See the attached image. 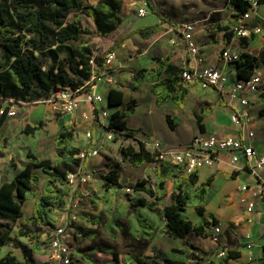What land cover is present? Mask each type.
Wrapping results in <instances>:
<instances>
[{
  "label": "trees",
  "instance_id": "obj_1",
  "mask_svg": "<svg viewBox=\"0 0 264 264\" xmlns=\"http://www.w3.org/2000/svg\"><path fill=\"white\" fill-rule=\"evenodd\" d=\"M147 3L154 9L153 0H147ZM225 3L227 8L235 11L233 15L237 19L252 8L249 0H226ZM258 3L264 4V0H258ZM70 11L89 16L94 21L97 36L102 37H108L126 18L121 0H98L96 3L93 0H0V33L7 36L0 41V49H4L11 59L7 69L0 71L1 96L17 100H26L31 97L42 100L63 87L78 88L92 77L95 70L102 72L109 53L120 48L133 33L146 32L149 35L159 28L158 24L137 28L116 40L103 55L94 54L88 41H84L77 47H67L66 64H64L59 62L58 51L52 48L53 44L58 43L61 46L70 41H79L87 34L91 35L90 31L83 26L82 14H75L71 20H67V13ZM156 14L166 21L169 20L161 13ZM7 22L9 24L6 25ZM231 22L223 23L220 18H214L211 23L215 32L224 34L223 41L226 45L231 44L235 37ZM49 24L55 25L58 29L52 33ZM255 38L254 35L253 39ZM246 39L247 37H243L244 43ZM214 42L218 41L214 40ZM47 48L53 58V64L45 70L36 52H43ZM154 58L157 60L155 67L141 68L133 75V89L137 90L144 81L151 82L158 106L173 100L183 107L188 89L182 83L181 73L185 68L189 70L191 68L170 62L171 53ZM258 65L259 58L256 55L249 51H242L240 59L235 63L238 78H250ZM125 96L122 89L110 88L109 106L126 104L123 110L118 109L111 114L107 128L118 136H133V133L129 131L128 118L136 111L137 99L131 98L125 102ZM219 96L222 99L221 93ZM262 97L264 98V93ZM206 112L207 109H203L197 114L202 128L201 122ZM7 117L8 109L6 108L0 113V133ZM166 118L170 128L175 129L179 119L173 118L169 113ZM37 128L39 126L28 127L26 132L32 133ZM74 141V125L64 124L55 140L57 156L54 160L42 159L29 153L27 165L11 181H4L0 174V264H19L13 251L1 255V248L8 244L22 250L24 264H39L34 254L39 250L40 243L32 248L18 237L29 236L30 239H38L45 231L43 228L54 227L57 224L56 212L68 205L71 194L68 187V174L80 167L85 169L88 160L79 156L81 148L75 145ZM137 142V147L132 144L120 145L119 152L133 166L155 163L154 187L148 183L147 179L138 180L134 185L137 195L127 197L128 201L123 203L128 207L129 215L127 213L125 217H122L115 213L111 222L108 223V228L117 229L126 239H129L127 257H122V252L115 246L99 243L92 247L93 252L105 254L110 259L100 261L97 257H93L92 264H149L143 259V255L150 248L159 231L170 237L183 238L186 245L196 250L199 247L187 238L188 233L194 230L198 235H207L205 226H193L188 207L194 206L199 214L204 213L206 196L213 178L208 177L206 181L199 183L201 168H194L191 172H187L180 165L161 160L157 152L150 151L146 147L144 141L137 140ZM1 148L4 149V145H1ZM118 166L116 163L115 167L104 175V188L123 187ZM38 170L47 176L40 194L37 193L36 187L43 179ZM169 180L174 183L172 202L165 205ZM141 192L152 199L140 196ZM28 199H35L33 212L22 221L17 236H12L11 223L17 222L23 216V205ZM161 205L163 208L160 207ZM85 220L96 225L101 222L99 217H85ZM27 223L39 229L33 230L26 226ZM214 223H216L215 220ZM78 229V232L83 233L85 237L94 238L98 235L97 231L84 232L80 227ZM174 251L182 252L177 248ZM153 252L154 264H187L184 260L167 257L160 249H153ZM239 256L240 251L227 249L225 256L208 264H228L230 259ZM190 258L199 259L195 253H192Z\"/></svg>",
  "mask_w": 264,
  "mask_h": 264
},
{
  "label": "rangeland",
  "instance_id": "obj_2",
  "mask_svg": "<svg viewBox=\"0 0 264 264\" xmlns=\"http://www.w3.org/2000/svg\"><path fill=\"white\" fill-rule=\"evenodd\" d=\"M95 3L98 0H93ZM124 6V13L126 18L122 24L112 32L108 37L97 36L96 26L94 21L87 15L70 11L67 13V20H71L75 14H82V23L86 27L91 35L87 34L79 41H70L59 46L58 43L53 44L52 48L58 51L59 62H64L67 56V47H77L84 41L89 42V46L93 48L94 54L103 55L113 43L120 39L123 35L130 33L131 31L146 26L158 24L159 28L156 32L147 35L146 32L133 33L124 44L116 50L117 59L114 61V67H117L118 73H126V78L122 82H118L119 85L125 86L127 101L131 98H136L139 105L136 114L130 117V123L137 127V131L142 132L148 138H154L155 136H164L166 134H172L177 136V143L170 148H183L187 144V139L193 134L194 126L190 122H183L182 126L178 130H171L168 126L166 114L171 112L170 108L160 107L156 104V95L152 91V85L146 86V91H142L139 87L137 90L133 89L132 73H136L139 69L144 67H155L157 60L154 58L158 55H166L171 53L170 62L174 61L179 65H184L185 55L178 47L177 36L174 31V25L186 21H197L198 31L196 37L201 44L206 42L214 43L218 37L219 32H215L211 26L214 18H220L223 23H230L234 15L226 7V0H153L154 9H152L147 0H121ZM146 7L148 13L141 17L138 9ZM156 13H161L169 20L166 21L160 18ZM214 17V18H213ZM9 22L6 23V25ZM4 25V24H3ZM3 25H1L3 27ZM49 27L53 31L58 28L49 24ZM7 36L0 33V41ZM176 39L175 42L173 40ZM179 42V40H178ZM220 50V49H219ZM222 50V49H221ZM220 51H218V54ZM39 60L42 62L44 69L48 70L53 64V58L48 52V48L43 52H36ZM213 54L212 46L207 47V56L211 58ZM10 58L4 51L0 49V71L7 69ZM183 85L189 90L195 89L197 86L193 82L182 81ZM143 84V83H142ZM141 84V85H142ZM198 88V87H197ZM103 95H106L107 91H101ZM139 92V94H138ZM198 94L201 93L198 88ZM40 99L31 97L26 100H0V113L4 107L9 110H14L16 114L10 117H21L24 121V112L26 109L33 108L38 105H44L37 103ZM105 103V102H103ZM195 104V102H194ZM191 103L187 105L186 111L190 109ZM201 103L196 104L195 110H200ZM125 108V106H123ZM184 114H182V117ZM74 121V120H73ZM74 125L75 145H78L82 150H86L89 144H87L86 131L87 129L83 124L77 127L76 123L70 122ZM47 125V123H44ZM32 126H24V123L19 125L11 124L7 125L3 129V133L0 135V174L2 179L8 180L12 178L13 173L19 172L26 165L27 153L33 152L40 158L55 159L57 156V148L54 137L50 136L48 130H40L39 134L35 131L32 133L26 132V129ZM152 127V131H150ZM107 131L103 130L101 135L99 133L95 138L98 139V144L103 143V147L100 149L99 155L89 158L87 160V167L89 166L92 171V178L90 182L83 188L85 192L88 191V196L81 195L77 197V205L73 207L67 214L65 208L56 212L58 219L57 224L65 223L68 218L70 222L68 230L71 234V240L74 246V261L73 264H92L91 258L97 257L100 261H107L109 256L93 252L92 247L105 243L115 246L122 252V257H127L129 239H126L122 233L117 229L108 228V223L111 222L115 213L125 217L129 209L123 203H126L127 197H135L137 194L134 191V185L138 180L147 179L148 183L153 185L155 182V163H146L141 166H133L128 159H125L123 154L119 152V146H128L130 144L138 146V142L129 135H116L114 140H108ZM150 141V139H149ZM38 142L39 150L34 151L33 143ZM4 145V149L1 148ZM118 163L119 177L123 187L104 188L106 175L111 169H113ZM42 176L43 181L36 187L37 193L40 194L46 174L41 170H38ZM130 186L133 192L127 193L124 188ZM140 196L146 197L151 200L152 198L144 192L140 193ZM168 204H171V198L168 200ZM122 204V206H120ZM35 206V199H28L23 205V216L15 223H11L13 230L11 235L17 236V233L21 229L22 221L32 214ZM118 206L120 208L118 209ZM75 215L76 219H72ZM129 215V213H128ZM85 217L100 218L101 222L96 225L89 223L85 220ZM1 221V220H0ZM72 221V224H71ZM56 224V225H57ZM27 227L38 230L39 227L26 224ZM55 227V226H54ZM54 227H45V231L37 239H30L29 236H19L18 238L24 243H27L30 247H34L35 244L40 243L39 250L34 254L37 263L44 264H56L53 262L50 252L49 238ZM80 227L84 232L97 231L96 237H85L83 233L78 232ZM9 251H13L19 261V264H24L25 259L23 257L22 250L14 247L12 244L4 245L1 248V255H6ZM149 264H154V252L148 248L144 255Z\"/></svg>",
  "mask_w": 264,
  "mask_h": 264
},
{
  "label": "crops",
  "instance_id": "obj_3",
  "mask_svg": "<svg viewBox=\"0 0 264 264\" xmlns=\"http://www.w3.org/2000/svg\"><path fill=\"white\" fill-rule=\"evenodd\" d=\"M227 9L231 14H234V10ZM241 23L248 26L260 25L262 27V33L256 34L255 39H253L254 35L247 37L245 43L243 38L234 37L231 44L226 45L223 41L224 34L221 32H219L220 37L216 39L218 42H206L201 44L198 41L203 48V61L201 63L188 53L185 43L179 37H176L177 43L175 42V44H177L178 47H181L180 50L185 55V61L184 65H179L174 61H172V63L182 67H190L192 70H200L209 65H214L228 74L231 84L238 79L235 64L225 62L218 54V51H220L219 53L221 54V49L228 47L236 49L240 53L242 51H249L256 55L259 58V65L256 67L255 73L262 76V85L259 93H251L248 95L250 104L244 109V119L246 120L248 127L255 132L253 144L257 152L259 154H264V98L262 97V93H264V4H260L255 12H251L247 18H243ZM174 40L176 41V39ZM210 45L212 46L213 54L211 58H208L207 47ZM120 66L122 65H116V70L114 71H117V67ZM111 74L112 81L104 83L99 87L101 91H107L104 96L106 100L108 99L111 87L122 89L126 95L125 86H121L118 83L126 78V73L112 72ZM133 75L134 73H132V80ZM148 84L152 85L151 82H143L140 86L142 91H146V86ZM196 86L200 89L201 93L198 94L197 87L193 90L188 89V94L184 100L183 107H180L173 100L162 105L165 108L172 109L169 110L171 112L168 113L171 114L173 118L179 119V123L175 129L170 128L168 124L169 128L176 131L182 126L183 122L192 123L194 126V132L187 139V143L199 132L212 133L219 136H240L242 134V126L234 123L231 119L233 104L230 101L229 96L214 88L203 89L198 84H196ZM220 93L222 99H220ZM125 100V102H127V96H125ZM221 101H223L222 104ZM189 102L191 103L190 109L186 111ZM39 103H44V105H38L29 108L28 110L26 109L24 112V121L21 117H10V115H8L6 121L1 127V133H3V129L7 125L18 124L19 126L23 123L24 126H32L31 128L39 126V128L34 130V132L36 131L38 134L40 130H48L50 136L54 137L55 140L62 125L72 124L70 122L76 123L77 127L83 124L88 130L90 123L82 119L80 115L82 110H88L90 112L91 107L84 105L82 109L73 116L56 112L51 103ZM198 103H201V105L203 104L199 111L195 110L196 104ZM125 104L109 106V110L111 113L118 109L123 110ZM103 105L106 106L109 104L105 102ZM138 105L139 103L137 101L136 111L132 116L136 114ZM210 105H213V107H210ZM203 109H207V112L203 116L201 122L203 125L202 128L198 122L197 114L201 113ZM182 114H184L183 117ZM130 117L128 118V127L129 131L133 133V138L136 141H144L146 147L150 151H153L151 144L156 140L163 142L167 147H173L174 144L177 143V136L172 134L148 138L142 132L137 131V127L130 123ZM44 123H47V125ZM100 130L101 129H95V134L97 135ZM150 131H152V127H150ZM86 139L87 144H89L87 137ZM32 146L34 147V151L39 150L40 145L38 142L33 143ZM88 148L89 146L87 149ZM29 153L33 152H28L26 154L27 158ZM238 154L240 155V159L235 162L229 154L221 153L213 165L202 167L200 169L199 183L206 181L208 177H212L213 180L206 196L207 203L204 213L199 214L194 206L188 207V214L193 226H205V231L207 233L206 236L198 235L194 230L188 233L187 238L193 244L198 246L199 249L196 250L191 246L186 245L183 238L170 237L164 232L159 231L150 245L152 251L153 249H160L167 257L174 260H184L187 264H208L210 261H216V255L221 248H226L240 251V256L230 259L228 264H264V167L253 172L248 165L246 157L243 156L241 152H238ZM27 163L28 159L26 160V165ZM86 168L91 170L87 165ZM17 173L18 172L13 173L12 178L8 179V181H11ZM243 185H247L248 189L243 190L241 188ZM83 188L79 192L78 197L86 194L88 196V191L86 193ZM173 188L174 183L169 180L167 182L165 205L168 204V200L171 198ZM253 192H257V195L254 196ZM252 201L255 205L252 210H249V203ZM160 207L163 208V205ZM214 220L222 227V234L219 242H215L212 239V224ZM175 248L180 249L182 252H175ZM192 253H195L199 259L190 258Z\"/></svg>",
  "mask_w": 264,
  "mask_h": 264
},
{
  "label": "built area",
  "instance_id": "obj_4",
  "mask_svg": "<svg viewBox=\"0 0 264 264\" xmlns=\"http://www.w3.org/2000/svg\"><path fill=\"white\" fill-rule=\"evenodd\" d=\"M249 1L252 4V8L241 18H232L231 26L235 37H251L252 35L262 33V27L260 25L248 26L241 23L243 18H247L259 6L258 0ZM138 12L143 17L148 13V9L141 7L138 9ZM197 29V21H186L174 25L176 36L185 43L188 53L201 63L203 61V48L196 37ZM220 56L225 62L235 64L240 59V52L236 49L226 47L221 50ZM116 59V51L109 53L106 58L104 70L102 72L95 70L92 77L82 86L75 89L63 87L54 91L48 98L36 101L37 103H51L56 112L73 116L84 105L91 107L90 112L88 110H82L80 115L82 119L90 123L86 131L89 148L79 153L82 159H89L99 155L100 149L104 144L100 143L96 147L97 142L95 141L103 130L107 131L106 137L108 140H114L116 138L117 134L107 128L112 113L109 110V105H103V102L108 103V99L106 100L99 89L100 85L112 81L111 73L116 70V67H114V61ZM181 78L185 82L198 84L203 89L214 88L228 95L233 104L231 119L234 123L242 126V134L240 136H219L212 133L199 132L180 150L167 147L163 142L156 140L151 144L153 152H157L161 160L180 165L187 172H191L194 168L213 165L221 153L229 154L232 160L236 162L240 159L238 152H241L248 160V165L253 172L264 167V154H259L253 144L255 132L248 127L244 119V109L250 104L248 95L260 92L262 76L254 73L248 79L238 78L230 84L227 73L214 65H209L200 70H189L185 68L181 73ZM1 99L15 100V98H5L0 95ZM15 114L16 112L14 110L8 111V115L10 116H14ZM95 129H101L99 136L96 138ZM91 178L92 171L86 167L85 169L80 167L75 171L69 172L68 187L70 188L71 194L68 205L65 207L68 215H70L69 211L78 203L75 199H77L79 192L90 182ZM241 188L247 190L248 186L243 185ZM124 190L127 193L133 192L130 186L125 187ZM253 194L256 196L257 192H253ZM254 205L255 203L253 201L250 202L248 209L252 210ZM72 219H76V216L73 215ZM69 222L70 218L65 223L55 225L49 238L51 257L56 264H72L74 261V246L68 230ZM212 230V239L215 242H219L222 234L221 225L213 222ZM226 251V248H221L216 255L217 258L225 256Z\"/></svg>",
  "mask_w": 264,
  "mask_h": 264
}]
</instances>
